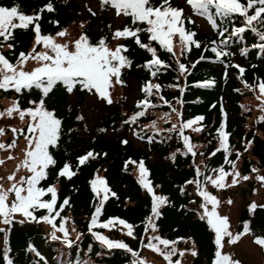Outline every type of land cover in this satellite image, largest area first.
Returning a JSON list of instances; mask_svg holds the SVG:
<instances>
[{
	"label": "snow or ice",
	"instance_id": "1",
	"mask_svg": "<svg viewBox=\"0 0 264 264\" xmlns=\"http://www.w3.org/2000/svg\"><path fill=\"white\" fill-rule=\"evenodd\" d=\"M193 15L204 18L216 33L217 39H213L208 44L202 45L194 37L196 33L186 27L192 24L191 16H184V9L173 6L170 0H99L101 11H111L116 17L127 18V22L122 27L115 30L109 25V34L100 35L95 41L87 34L85 22L79 25L80 32L71 38L68 30L63 27L57 28L54 32L42 30L40 21L43 13L55 11L51 0L34 9L30 14L22 11L18 4L11 6L0 5V48L8 49L11 59L4 53H0V90L7 93L10 90L16 94L10 102L9 107L0 111V117H18L24 122L21 128L11 127L12 133L10 143H0V150L12 149L16 146L17 136H22L24 145L22 147V158L16 165V171L25 174L15 179L16 171L7 176L9 186L5 189L0 186V233H3V264H14L8 253L7 229L14 223L21 225L25 223H41L48 226L50 232L48 239L59 240L65 248H71L76 241L69 238V231L66 228L68 217L62 215L66 206L71 207L70 196H64L61 200L58 194L57 184L60 178L67 181L77 175L82 166L89 165L107 155L103 151H95L88 148L83 154L74 157V162L69 159L58 161L55 158L53 149L60 147V141L64 135L63 117L57 112L54 106H50L51 94L59 90L69 96L83 93L93 98L94 101L103 105H112V92L115 86H124L122 78L123 71L132 66V59L127 55L129 47L121 40L131 39L139 49L148 54L142 64H136L138 69H143L147 73V78L139 86L141 96L136 99L131 114H125L126 118L120 120L121 125L131 128V135L137 139H144L143 130L138 131L137 121L145 117L146 111L155 108L152 97L161 105H166L171 112L175 113L176 122L164 129H157L155 122L151 124L155 136L161 132L175 133L182 141V148H177L171 153L169 159L175 161L177 153L180 155L190 154L193 157L196 145L191 138L185 134V130L201 132L204 125L200 123L205 119L203 115H195L189 119H183L181 111L174 107L164 95H162L163 85L154 82L160 74L172 70L177 73L176 83L167 85L183 94L187 85L180 82L181 77L187 76L197 65L199 60H214L224 63L222 57H228L232 53L227 50V45L233 38L237 41L244 39L243 34L250 32L258 38V43H253L251 47L264 50V0H184ZM92 16L96 12L89 9ZM236 21H240L237 26ZM50 23L56 28L59 21L52 19ZM20 31L29 35L30 46L27 50L16 49V33ZM142 35L144 39H142ZM113 41L117 43L110 46ZM159 46L158 48L156 46ZM210 45V48H209ZM180 49V55L188 53L192 47L203 48L210 51L213 56L209 57L200 52L198 60L189 61L191 67L186 66L177 58L176 47ZM160 51L169 54L174 61L170 64L167 60L161 59ZM247 47L240 48V54L244 55ZM31 63V67H28ZM225 68L237 69V79L249 91L256 95L259 101L257 107L264 113V80L249 84L242 79L245 69L238 64H224ZM226 75V73H225ZM215 84L213 79L193 81V87L209 88ZM22 94H26V105L22 106L18 101ZM177 105H182L183 101L179 97H173ZM68 112L70 119L74 117L77 122H83L84 116L73 113L71 107ZM168 116V113H164ZM221 119L219 126L215 129L218 147L208 153L209 157L215 156L217 152L223 151V164L209 169L204 165L203 171L199 165L193 164L194 175L190 179H185L183 184L178 185L180 195L187 192L186 186H194V196L199 198L189 199V204H196L195 212L199 221L206 225L209 232L210 243L213 246L209 264H241L238 259L225 252L226 245H233L247 235L252 236L253 243L264 250V236L256 235L250 228V221H242V228L237 232L231 230L229 218L219 211L222 201L211 191L209 186L217 191L235 186L241 181L249 180V175L241 174L235 167L236 160L240 159V152L235 153V159H230V145L228 142L229 133L224 129L226 113L223 106L220 107ZM264 118V117H261ZM145 125L144 127H148ZM77 128L75 131H79ZM86 130V129H85ZM101 133L105 128H100ZM67 133H74L72 127L67 128ZM5 134V129L0 128V135ZM154 136L147 137L152 142ZM251 140L246 141L250 145ZM119 144H128L127 139H119ZM247 151V146H245ZM203 156V153H200ZM8 159H12L9 155ZM137 165L138 176L136 179L140 189L146 193L149 200V210L144 219L140 222L143 231L139 234L140 247L149 249L153 253L160 255L166 264H181L177 256L183 257L186 252L195 257L198 255L195 247L189 249H178L176 244L179 241H191L192 237H176L169 239L156 234L158 231L157 220L163 215L161 209L171 206L172 201L165 194L158 193L156 189L159 184H153L148 178L149 170L145 167L143 159L139 162L128 158L123 162L122 171L128 170L129 164ZM229 167L226 169L224 165ZM50 172H54V183L48 181ZM252 173H256L254 179L264 188V175L258 174L256 168H251ZM230 177V183L228 178ZM88 188L92 194L90 202V216L86 221V230L91 237L108 250L119 249L130 254L131 264H144L139 258L138 251L134 250L123 240L111 239L102 234L98 229L112 230L119 226V230L127 237L136 240L137 234L134 229L136 225L129 223L125 219L116 216H109L101 219L106 201L110 197H116V193L109 187L106 177L100 175V169L93 171L91 178L87 180ZM256 189H253V193ZM127 202V201H126ZM230 205L231 199L227 201ZM186 206L181 204L176 210L180 211ZM256 208L264 209V204L257 205L255 202L247 206L249 214H253ZM42 210V211H41ZM40 212L39 215L36 213ZM75 231V229H73ZM59 234V235H58ZM77 239L80 233H77ZM146 239V243H145ZM27 250L32 252L39 260L44 257L37 251L33 244H27ZM100 255V253H97ZM58 264H65L59 261ZM76 264V262H68ZM90 264V262H81Z\"/></svg>",
	"mask_w": 264,
	"mask_h": 264
},
{
	"label": "trees",
	"instance_id": "2",
	"mask_svg": "<svg viewBox=\"0 0 264 264\" xmlns=\"http://www.w3.org/2000/svg\"><path fill=\"white\" fill-rule=\"evenodd\" d=\"M47 0H0V5L11 6L13 3L18 4L20 9L26 13H31ZM55 11L52 13H43L40 21L42 30L45 32H54L59 27L69 28L75 23H80L79 5L76 0H51ZM173 6H178L184 9V16H191L192 24H187L186 27L196 33L195 39L199 40L202 45L208 44L209 41L217 39L216 33L211 29L207 21L199 16L193 15L190 8L184 3V0H170ZM94 12L96 16L91 14L87 17L85 28L87 34L93 41L98 39L102 34H109V25L112 30L122 27L127 22V18L120 24H114L109 11H101L99 8ZM52 19L59 21V25L54 28L50 23ZM198 19L203 20L210 26L209 31L202 29ZM83 22V21H81ZM240 21H236L239 26ZM16 49L27 50L30 46L29 35L20 31L16 33ZM244 39L237 41L233 38L232 42L227 45V50L232 53L228 57H222L224 63L214 60H199L196 67L185 77H181L180 82L186 84V90L183 94L176 89L167 87L170 83H176V72L171 69L160 74L154 82L163 85L162 95L171 102L182 113L183 119H189L195 115H203L205 119L201 121L204 128L201 132H193L190 129L185 130V134L191 138L193 144L196 145L194 157L190 154L180 155L177 153L175 161L169 159L171 153L177 148H182V141L175 133L161 132L159 136H155L152 127H144L146 124L151 125L155 122L157 129H164L171 126V123L176 122L175 113L166 105H161L152 97L153 103L157 104L155 108H150L146 111L145 117L140 118L137 124L132 127H138L143 130L144 139H137L131 135V128L121 125L120 120L126 118L125 114H131L134 103L126 105L121 102H115L112 105H105L101 112L97 115L93 124L88 126L85 117L83 122H77L74 117L70 119L68 112L69 107L73 113H78L84 116L83 106L85 105L88 95L77 93L69 96L61 93L59 90L51 94L49 100L50 106H54L60 116L63 117L64 135L60 141V147L53 149L55 158L58 161L69 159L74 162V157L78 154H83L88 148L95 151L106 152L107 155L96 161H92L87 166H82L81 170L74 176L71 181L60 178L58 194L62 200L64 196H70L71 207L66 206L62 215L68 217L66 228L69 231V238L76 241L71 248H65L59 240L48 239L50 229L43 222L37 224L25 223L23 225L14 223L7 229L8 236V253L14 264H58L59 261L68 262H90V264H131L132 257L130 254L119 249L108 250L103 248L99 242L95 241L86 230V221L90 216V202L92 194L88 188L87 180L91 178L93 171L96 168L100 169V175L106 177V181L116 197H110L106 201L103 215L101 219H106L109 216H116L125 219L129 223L136 225L134 231L137 234V239L133 240L124 235L119 226L116 229L104 230L98 229L102 234L111 239L123 240L134 250L138 251V256L147 264L146 258L147 249L140 247L139 234L142 233L143 227L141 221L147 215L149 210V200L146 193L140 189L136 182L138 176L137 165L129 164L127 171H122L124 160L131 158L139 162L143 159L145 167L149 170V179L153 184H159L161 187L156 189L158 193L165 194L172 201L171 206H165L161 209L163 215L157 220L158 231L156 234L162 237L175 239L176 237H192L191 241L183 240L176 244L178 249H186L190 245L195 247L198 255L191 257L187 264H209V257L213 246L210 243L209 232L206 225L199 221L192 209L196 208V204H189V199H195L197 203L199 198L194 196V186H186L187 192L185 195H180L178 185L183 184L185 179H190L194 175L193 164L199 165L203 171L204 165L209 169L223 164V151H219L215 156L209 157L208 153L218 147L217 136L215 129L219 126L221 119L220 107L226 113L225 116V131L229 133L228 142L230 145V159H235V153L240 152V159L236 160L238 171L243 175L252 174L251 168L264 171V113L257 107L259 101L256 99L258 91L254 95L253 92L246 89L237 79V69L228 67L224 64H238L245 69L241 77L250 85L264 80V50L253 48V43H258V38L250 32L243 34ZM142 39L144 36L142 35ZM120 43H125L129 47L127 55L132 59V66L123 71L122 78L125 81L122 89L127 90L133 85L137 89L136 99L141 96L139 86L144 79L147 78V73L143 69H138L136 64H142L145 58H149L148 54L139 49L131 39L121 40ZM159 47L158 45L156 46ZM247 47V52L244 55L240 54V48ZM210 48V45H209ZM177 58L186 66L191 67L189 61L198 60L200 52L203 48L196 49L192 47L185 55H180V49L175 48ZM0 53H4L11 59V52L6 48H0ZM161 59L167 60L174 65V61L169 57V54L163 51L158 53ZM206 56L212 57L210 51H204ZM226 73V75H225ZM213 79L215 84L209 88L193 87V81ZM133 86V87H134ZM0 95L5 98H15L11 90L7 93L0 91ZM173 97H179L183 103L177 105ZM26 94L19 97V103L22 106L26 105ZM135 99V101H136ZM244 99H251L255 102L256 115L255 119L246 125L247 119L251 118V112H245ZM167 112L168 116L164 113ZM72 127L74 133H67V128ZM79 128V131L75 129ZM100 128H105V132L101 133ZM86 129V130H85ZM154 136L152 142H149L147 137ZM119 139H127V145H120ZM251 140L250 145H246V141ZM247 146V151H245ZM200 153L204 155L201 156ZM204 161V165L201 161ZM227 169L229 166L224 165ZM54 172H50L47 183H54ZM251 186V184H250ZM252 187V186H251ZM251 190V188H249ZM209 191L218 196L216 189L209 186ZM247 192V191H246ZM246 193L243 190L241 197V208L238 213L237 225L235 232L241 230L242 221L247 219L250 221V228L256 235L264 236V209L256 208L253 214H249L247 206L250 202L245 199ZM127 201V202H126ZM186 207L177 211L179 205ZM42 211V210H41ZM37 215L40 212L36 213ZM6 227V226H4ZM75 229V234L71 231ZM77 233H80L77 239ZM59 235V234H58ZM250 236V235H249ZM252 238V236H250ZM3 233H0V264L3 256L2 245ZM31 243L37 251L44 257V260H39L35 255L27 250V244ZM146 243V239H145ZM189 245H186V244ZM100 253V255H97ZM185 256L173 257V259H182L181 264L185 263ZM166 264V263H165Z\"/></svg>",
	"mask_w": 264,
	"mask_h": 264
},
{
	"label": "rangeland",
	"instance_id": "3",
	"mask_svg": "<svg viewBox=\"0 0 264 264\" xmlns=\"http://www.w3.org/2000/svg\"><path fill=\"white\" fill-rule=\"evenodd\" d=\"M79 5V18L81 21L85 22L87 17L91 14L89 9L94 12L99 8V0H76ZM109 15L113 21V23L120 24L123 21V17H116L113 12L109 11ZM202 29L205 31L210 30V26L201 19H198ZM80 23H75L67 28L69 37H75L79 32ZM119 43L121 41H118ZM117 43L113 41L110 46H114ZM31 63H29L28 67H31ZM134 86V85H133ZM131 87L127 90L122 89L118 85L115 86L112 92L113 103L121 102L126 105H131L135 102L137 96L136 87ZM1 91V90H0ZM12 98H5L0 95V111H3L7 107H9ZM245 112H251L252 117L247 119L246 125L249 127L250 123L255 119L256 110H255V102L251 99H244ZM105 105L97 103L93 100L92 97L88 96L85 101V105L83 106V114L88 126L92 125L97 115L101 112ZM24 122H22L18 117L13 116L9 117H0V128L5 129V134L0 135V143H10L12 140V133L9 130L11 127L21 128ZM151 128V125L148 126ZM195 133V132H194ZM24 145V141L22 136H17L16 138V146L12 149H3L0 150V186L3 188H7L9 186V181L7 180V176L11 174L13 171H16V165L19 160L22 158V147ZM9 155L12 156V159H8ZM238 170V165L236 166ZM25 174L22 171H16L15 179H18L20 175ZM258 174L264 175L263 170H258ZM256 173H252L249 175V180L241 181L235 186L227 187L217 191L218 199L222 201L220 205L219 211L222 215H226L229 218L231 230L235 233V227L237 225L238 213L241 208V193L244 190L246 193L245 199L246 201L252 203L255 202L257 205L264 204V188H262L254 179ZM228 182L230 183V177L228 178ZM251 184V186H250ZM251 188V190L249 189ZM256 189V192L253 193V189ZM247 191V192H246ZM231 199L232 203L229 205L227 201ZM0 227H4L0 225ZM74 234L75 232L71 230ZM253 238L249 235H245L241 237L239 241L234 243L233 245H226L223 249L225 252L229 253L233 256V258L238 259L241 264H264V250H262L258 245L254 244ZM186 245H189L188 243ZM193 248L190 245L188 248ZM148 258H146L147 264H165L162 257L156 253H153L151 250L147 249L146 251ZM185 263L187 264L192 257L190 253H185ZM183 261V258L180 259Z\"/></svg>",
	"mask_w": 264,
	"mask_h": 264
}]
</instances>
